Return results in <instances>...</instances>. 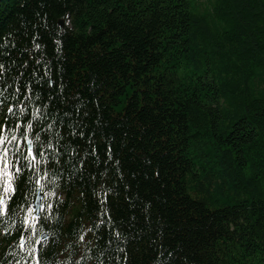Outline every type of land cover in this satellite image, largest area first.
<instances>
[{"label":"trees","instance_id":"trees-1","mask_svg":"<svg viewBox=\"0 0 264 264\" xmlns=\"http://www.w3.org/2000/svg\"><path fill=\"white\" fill-rule=\"evenodd\" d=\"M0 141V264H264V0H0Z\"/></svg>","mask_w":264,"mask_h":264},{"label":"snow or ice","instance_id":"snow-or-ice-1","mask_svg":"<svg viewBox=\"0 0 264 264\" xmlns=\"http://www.w3.org/2000/svg\"><path fill=\"white\" fill-rule=\"evenodd\" d=\"M3 131H7V125L2 126ZM0 143H2V141H0ZM7 156H8V149L5 146V152H4V159L5 161H7ZM24 157L23 154L17 152L16 154H13V170L16 173V178H19L20 176L23 175V171L24 169L19 167L18 165H16V161H23ZM5 167L7 168L8 165L6 163ZM25 167H27V165H25ZM8 174H12V173H8ZM13 183V187L11 188L10 191L6 190V186L5 184L2 182V175H0V190H4V195H0V213H7V214H11L12 209L10 207H7L4 204V199L5 196H7L9 199L11 198L12 195H14L15 193V185L14 182H10ZM37 183H39V181H37Z\"/></svg>","mask_w":264,"mask_h":264},{"label":"water","instance_id":"water-1","mask_svg":"<svg viewBox=\"0 0 264 264\" xmlns=\"http://www.w3.org/2000/svg\"><path fill=\"white\" fill-rule=\"evenodd\" d=\"M60 24H62V23H60ZM28 145H29V148H31L30 147L31 146L30 143ZM42 200H43V196H42L40 190H38L36 192V195H35V198H34V202H33V209L35 211V216L36 217H39V211H40L41 206H42ZM46 237H47V235L44 234L42 236V239H45Z\"/></svg>","mask_w":264,"mask_h":264},{"label":"bare ground","instance_id":"bare-ground-1","mask_svg":"<svg viewBox=\"0 0 264 264\" xmlns=\"http://www.w3.org/2000/svg\"><path fill=\"white\" fill-rule=\"evenodd\" d=\"M42 207V206H41ZM41 210V209H40ZM33 211H34V209H33ZM39 214H40V211H39ZM34 215H35V211H34Z\"/></svg>","mask_w":264,"mask_h":264},{"label":"rangeland","instance_id":"rangeland-1","mask_svg":"<svg viewBox=\"0 0 264 264\" xmlns=\"http://www.w3.org/2000/svg\"><path fill=\"white\" fill-rule=\"evenodd\" d=\"M203 2H204V0H203Z\"/></svg>","mask_w":264,"mask_h":264}]
</instances>
